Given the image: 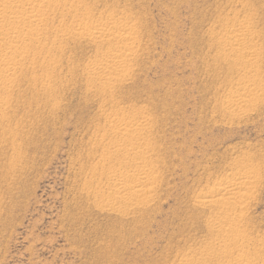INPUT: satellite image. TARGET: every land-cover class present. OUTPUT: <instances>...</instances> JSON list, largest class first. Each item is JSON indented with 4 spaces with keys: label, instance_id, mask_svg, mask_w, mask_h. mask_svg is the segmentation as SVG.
Wrapping results in <instances>:
<instances>
[{
    "label": "rangeland",
    "instance_id": "374dc122",
    "mask_svg": "<svg viewBox=\"0 0 264 264\" xmlns=\"http://www.w3.org/2000/svg\"><path fill=\"white\" fill-rule=\"evenodd\" d=\"M49 1L46 41L13 58L27 68L0 96V264H185L215 244L218 208L198 202L248 168L255 187L239 219L254 247L240 250L264 264V0ZM80 23L134 29L128 68L109 86L89 70L118 45L96 47L73 31ZM242 23L258 50L252 68L223 55ZM248 77L256 100L230 116L226 96ZM141 113L153 191L109 210L94 181L113 165L102 158L118 142L110 121Z\"/></svg>",
    "mask_w": 264,
    "mask_h": 264
},
{
    "label": "bare ground",
    "instance_id": "6f19581e",
    "mask_svg": "<svg viewBox=\"0 0 264 264\" xmlns=\"http://www.w3.org/2000/svg\"><path fill=\"white\" fill-rule=\"evenodd\" d=\"M1 2L0 96H4L8 94V88L14 82L13 77L27 68L23 63L13 61V58L17 55L28 54L30 46L36 41L34 37L45 38L46 18L43 16L46 8L50 6V1L1 0ZM133 30L129 24H122L114 30L108 25L91 27L84 23L77 24L73 29L77 35L87 38L94 45L103 46L105 43L118 45L116 48L110 47L103 51L99 57V64L90 67L91 73H89L95 85L109 86L126 71L130 57L134 53V47L129 42L134 38ZM223 48V55L226 53L235 56L233 65L230 67L234 68L237 64L245 68L254 66L253 58L258 50L254 45L251 27L248 23L239 24L237 28L230 30ZM257 82L254 77H248L235 88V91L231 90L227 94L225 101L230 105V110H228L230 116H238L243 108L255 102L256 94L253 90ZM0 114L3 113L0 111ZM110 122L114 125L112 138L118 142L111 143L113 148L108 146L103 156L101 155L104 160L113 165L110 164L112 166H109V171L102 178L103 180L98 178L99 181H94L97 187L106 190L105 195H101L99 199L108 205L109 210H114L115 205L118 207L121 204L143 205L145 199L153 191L151 184L156 181L153 165L151 169V164H146L152 152L146 146L148 121L141 113L138 116ZM117 162L124 169L119 166L116 169L114 165ZM124 165H128V168L125 166L126 169ZM254 179L255 171L248 168L241 173H228L210 188L208 187L209 192L198 202V206L218 208L209 227L211 236L215 238V244L213 247L199 251L196 255L184 254L183 263L257 264L260 261L257 253L240 250L241 244H246L247 247L253 244L254 247L253 238L245 234L243 220L239 219L247 210L246 203L252 198L251 191H254L255 187Z\"/></svg>",
    "mask_w": 264,
    "mask_h": 264
}]
</instances>
